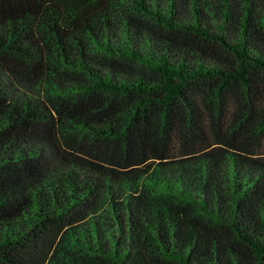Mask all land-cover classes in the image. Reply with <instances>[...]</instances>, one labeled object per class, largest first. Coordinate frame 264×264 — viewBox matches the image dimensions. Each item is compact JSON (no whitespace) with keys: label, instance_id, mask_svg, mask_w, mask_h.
Wrapping results in <instances>:
<instances>
[{"label":"trees","instance_id":"obj_1","mask_svg":"<svg viewBox=\"0 0 264 264\" xmlns=\"http://www.w3.org/2000/svg\"><path fill=\"white\" fill-rule=\"evenodd\" d=\"M0 264H264V0H0Z\"/></svg>","mask_w":264,"mask_h":264},{"label":"rangeland","instance_id":"obj_2","mask_svg":"<svg viewBox=\"0 0 264 264\" xmlns=\"http://www.w3.org/2000/svg\"><path fill=\"white\" fill-rule=\"evenodd\" d=\"M31 143L38 145L39 147L45 146L44 142L40 138L31 139Z\"/></svg>","mask_w":264,"mask_h":264}]
</instances>
